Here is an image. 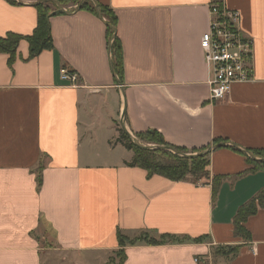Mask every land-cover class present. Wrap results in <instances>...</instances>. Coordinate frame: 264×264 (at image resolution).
<instances>
[{
    "label": "crops",
    "instance_id": "0c3cea01",
    "mask_svg": "<svg viewBox=\"0 0 264 264\" xmlns=\"http://www.w3.org/2000/svg\"><path fill=\"white\" fill-rule=\"evenodd\" d=\"M94 1L114 26L69 5L49 20L52 50L29 59L21 41L11 66L0 53V264H107L118 231L206 237L127 246L122 264H264V209L244 224L250 241L233 232L239 207L264 190V170L232 178L264 153V0ZM215 1L238 13L253 52L252 80L222 101L209 99L200 47ZM15 2L0 0V37L36 27L35 2ZM62 69L78 75L76 87ZM115 124L132 140L156 131L170 146L207 152L209 177L173 182L127 166L133 153L116 142ZM214 176L226 177L216 194ZM217 247L238 252L214 257Z\"/></svg>",
    "mask_w": 264,
    "mask_h": 264
},
{
    "label": "trees",
    "instance_id": "16d2710c",
    "mask_svg": "<svg viewBox=\"0 0 264 264\" xmlns=\"http://www.w3.org/2000/svg\"><path fill=\"white\" fill-rule=\"evenodd\" d=\"M11 4H17L15 0H7ZM35 2V9L37 12V24L33 32L29 36L22 37L14 33H7L5 36L0 37V53L8 55V64L11 66L15 61V55L18 45L21 41H26L28 44V58L33 59L45 50H52L53 42L49 27V20L55 15L62 12L61 9L66 11L67 6H77L81 3L79 10H85L95 15L100 14L108 21L109 26L115 25V17L108 7L103 6L94 0H33ZM212 5L220 6L219 1L211 3ZM78 10V11H79ZM109 38L113 36L111 28L108 27ZM113 57V71L114 74L120 78L122 65H121V49L118 39L113 36L111 45ZM135 140H132L127 133L119 130V136L116 140L126 150L133 153L132 158L126 165L129 167H137L146 171L148 177L154 175L163 177L173 182L181 181H199L204 176L209 177L208 155L199 151L195 155V151H187L182 148H177L168 145L163 140L162 136L156 131H147L144 133L136 134ZM138 142L144 146L138 145ZM217 142L215 141L214 144ZM150 146V147H148ZM174 150L178 154L170 151ZM254 157H259L260 160L247 159L250 168L244 172L233 176L236 178L247 173L264 170V153L261 151H254ZM192 156V157H189ZM202 168H206L205 173ZM40 170V168H39ZM226 179L224 176H214L211 179V187L213 194H216L222 181ZM38 188L41 186V175L38 172L37 176ZM264 209V190L258 192L252 199L241 205L233 219V232L238 238L244 241H250V234L245 229V222L253 216L257 209ZM206 237L197 239L179 238L171 235H160L158 238L153 237L147 232L135 233L132 236H127L122 232H117L118 250L117 253L121 257L119 264L124 262V248L127 246H136L144 244L148 246L168 245V244H182L185 242L198 243L203 241ZM222 248H226L224 252ZM238 252V247H217L212 250L213 256L234 257Z\"/></svg>",
    "mask_w": 264,
    "mask_h": 264
},
{
    "label": "built area",
    "instance_id": "2783aa9c",
    "mask_svg": "<svg viewBox=\"0 0 264 264\" xmlns=\"http://www.w3.org/2000/svg\"><path fill=\"white\" fill-rule=\"evenodd\" d=\"M200 47L207 67L209 99L222 101L236 83L252 80V40L238 28V13L223 4L209 6L208 30L201 36ZM61 79L76 87L78 75L61 70Z\"/></svg>",
    "mask_w": 264,
    "mask_h": 264
},
{
    "label": "rangeland",
    "instance_id": "374dc122",
    "mask_svg": "<svg viewBox=\"0 0 264 264\" xmlns=\"http://www.w3.org/2000/svg\"><path fill=\"white\" fill-rule=\"evenodd\" d=\"M115 126H116L115 129H116L117 131L120 130L118 124H115ZM100 133H101V132H100ZM118 135H119V134H117V132H116V136H117V138H118ZM115 140H116V139H115ZM113 143H115V141H113ZM138 145H140V146H144V144H141V143H139V142H138ZM148 147H150V146H148ZM190 152H191V151H190ZM196 153H198V151H195V153H190L189 155H195ZM205 171H206V168H202V172L205 173ZM207 178H208V176H207V177L204 176L201 180H206ZM40 245L45 246V245H46V242L41 241V242H40ZM222 250H224V252H227V251H226V250H227L226 248H222ZM107 259L109 260V262H107V264H111L112 262H114L115 264H119L121 257L118 255L117 252H115L112 256H109Z\"/></svg>",
    "mask_w": 264,
    "mask_h": 264
},
{
    "label": "water",
    "instance_id": "95a60500",
    "mask_svg": "<svg viewBox=\"0 0 264 264\" xmlns=\"http://www.w3.org/2000/svg\"><path fill=\"white\" fill-rule=\"evenodd\" d=\"M80 7H81V3H80L79 5L76 6V10H79ZM61 11H62V12H66L64 9H61ZM170 151L173 152V153H175V154H178V153H177L176 151H174V150H171V149H170ZM206 153H207V152H206ZM178 155H179V154H178ZM189 157H192V156H189Z\"/></svg>",
    "mask_w": 264,
    "mask_h": 264
}]
</instances>
